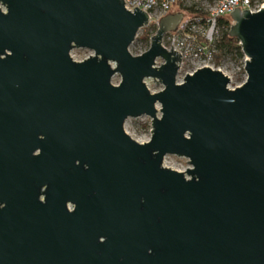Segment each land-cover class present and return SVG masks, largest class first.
<instances>
[{
    "label": "water",
    "instance_id": "1",
    "mask_svg": "<svg viewBox=\"0 0 264 264\" xmlns=\"http://www.w3.org/2000/svg\"><path fill=\"white\" fill-rule=\"evenodd\" d=\"M0 5V264H264V8L229 15L247 74L229 90L211 68L176 83L161 40L181 13L134 56L148 15L123 0ZM144 116L141 144L124 128Z\"/></svg>",
    "mask_w": 264,
    "mask_h": 264
},
{
    "label": "built area",
    "instance_id": "2",
    "mask_svg": "<svg viewBox=\"0 0 264 264\" xmlns=\"http://www.w3.org/2000/svg\"><path fill=\"white\" fill-rule=\"evenodd\" d=\"M123 2L126 11L134 13L133 9L137 8L148 15L147 27H150L148 28L150 32L152 30H158L159 20L170 14L171 8L177 3L181 2L183 6H193L199 9L200 12H197L195 15H190V17L185 19L182 17V21L178 24L174 32L165 33L161 40L163 47L167 50L173 48V51H176L181 56L176 83H182L185 75L192 74L199 70V68H211L222 73L229 79V84L227 85L229 90L241 87L244 84L247 78L245 72L246 57L244 54L241 60H235L230 56L223 57L219 62L215 60V56L218 54L215 44L219 35L217 21L219 17L230 15L235 9H247L253 13L264 8V4L257 5L252 3L251 0H123ZM70 57L73 61L80 62L88 56L84 59H78L74 57L72 51ZM226 60L235 63L236 66H232L233 64L231 65ZM162 63V60L158 58L155 60L153 66L159 68ZM184 65H189L192 70H187L186 73L181 74ZM179 75H182V77ZM145 84L151 94L164 89L161 84L156 85L151 78L146 79ZM147 141L145 140L139 143L143 144ZM165 159L163 161V167H165Z\"/></svg>",
    "mask_w": 264,
    "mask_h": 264
},
{
    "label": "rangeland",
    "instance_id": "3",
    "mask_svg": "<svg viewBox=\"0 0 264 264\" xmlns=\"http://www.w3.org/2000/svg\"><path fill=\"white\" fill-rule=\"evenodd\" d=\"M181 4H182V7H185V6H183V3H181ZM0 7L3 9L2 5H0ZM179 7H180V5H179ZM180 11H179L178 5H175L171 8V13H172L171 15H174V13H181L184 19L187 17H190V15L186 11L185 12L183 10H180ZM147 25L140 29V31L138 32V35L136 37V40L130 46L129 52H131V54L134 56L140 55L141 52H143L145 49L147 50L149 48V46H147V44L140 41L144 32L148 31V28H150V27H147ZM155 33H156V30L151 31L150 40L152 39V37L154 36ZM73 55L75 58L84 59L87 56L93 55V53L87 49H76L75 48V49H73ZM226 62L231 63V65L233 64L232 66H236V64L231 62V61L226 60ZM228 67H230V66H228ZM187 70H192V69L189 65H184L183 69L181 71V74L186 73ZM179 76L182 77V75H179ZM112 79H113L112 83L114 85L119 84L120 78L118 75H115ZM145 125L147 127H145ZM124 130L128 135H130V137L133 140L137 141L138 143L141 141H145V140L149 141V139L151 138L150 118H148L147 116H144V117H140V118H136V119L135 118L128 119L125 122ZM165 160H166L165 168L170 167L173 170H177V171L181 170V172H186L187 169L192 168L187 163V162H189L188 159L183 158V157L179 158L177 156L168 155V157Z\"/></svg>",
    "mask_w": 264,
    "mask_h": 264
},
{
    "label": "trees",
    "instance_id": "4",
    "mask_svg": "<svg viewBox=\"0 0 264 264\" xmlns=\"http://www.w3.org/2000/svg\"><path fill=\"white\" fill-rule=\"evenodd\" d=\"M252 3H255L257 5L264 4V0H251ZM178 5L179 11L183 10L186 11L189 15H195L197 12H200L199 9L194 8L193 6H185L182 7L181 2L176 4ZM180 5V7H179ZM175 6V5H174ZM181 12V11H180ZM219 35L216 39V50L218 54L215 56L216 62L221 61L223 57L230 56L233 57L235 60H241L243 58V53L241 51V47L239 45V41L229 36L230 27L232 24L231 18H229V15L221 16L219 17L217 21ZM150 29L148 31H145L143 36L141 37L140 41L144 42L149 46L150 44V37H151ZM145 127H147L145 125Z\"/></svg>",
    "mask_w": 264,
    "mask_h": 264
},
{
    "label": "flooded vegetation",
    "instance_id": "5",
    "mask_svg": "<svg viewBox=\"0 0 264 264\" xmlns=\"http://www.w3.org/2000/svg\"><path fill=\"white\" fill-rule=\"evenodd\" d=\"M170 14H172V13L170 12Z\"/></svg>",
    "mask_w": 264,
    "mask_h": 264
},
{
    "label": "bare ground",
    "instance_id": "6",
    "mask_svg": "<svg viewBox=\"0 0 264 264\" xmlns=\"http://www.w3.org/2000/svg\"><path fill=\"white\" fill-rule=\"evenodd\" d=\"M130 136V135H129Z\"/></svg>",
    "mask_w": 264,
    "mask_h": 264
},
{
    "label": "clouds",
    "instance_id": "7",
    "mask_svg": "<svg viewBox=\"0 0 264 264\" xmlns=\"http://www.w3.org/2000/svg\"><path fill=\"white\" fill-rule=\"evenodd\" d=\"M150 44V43H149Z\"/></svg>",
    "mask_w": 264,
    "mask_h": 264
}]
</instances>
